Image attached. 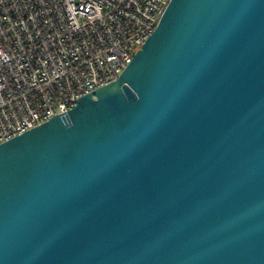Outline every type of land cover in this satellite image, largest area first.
Returning <instances> with one entry per match:
<instances>
[{"label": "water", "instance_id": "water-1", "mask_svg": "<svg viewBox=\"0 0 264 264\" xmlns=\"http://www.w3.org/2000/svg\"><path fill=\"white\" fill-rule=\"evenodd\" d=\"M0 264H264V0H172L115 82L0 144Z\"/></svg>", "mask_w": 264, "mask_h": 264}, {"label": "built area", "instance_id": "built-area-1", "mask_svg": "<svg viewBox=\"0 0 264 264\" xmlns=\"http://www.w3.org/2000/svg\"><path fill=\"white\" fill-rule=\"evenodd\" d=\"M172 0H0V144L115 82Z\"/></svg>", "mask_w": 264, "mask_h": 264}]
</instances>
